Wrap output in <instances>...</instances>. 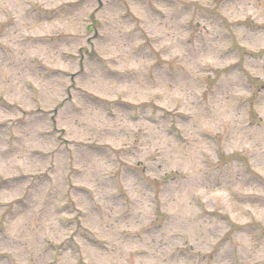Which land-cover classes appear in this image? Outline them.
Returning <instances> with one entry per match:
<instances>
[{
    "label": "clouds",
    "instance_id": "9594fccd",
    "mask_svg": "<svg viewBox=\"0 0 264 264\" xmlns=\"http://www.w3.org/2000/svg\"><path fill=\"white\" fill-rule=\"evenodd\" d=\"M0 264H264V0H0Z\"/></svg>",
    "mask_w": 264,
    "mask_h": 264
},
{
    "label": "rangeland",
    "instance_id": "374dc122",
    "mask_svg": "<svg viewBox=\"0 0 264 264\" xmlns=\"http://www.w3.org/2000/svg\"><path fill=\"white\" fill-rule=\"evenodd\" d=\"M36 39L39 40V41H41V42H43V40H44L43 37H37ZM253 55H255V54L253 53ZM243 219L247 220V217H243Z\"/></svg>",
    "mask_w": 264,
    "mask_h": 264
}]
</instances>
